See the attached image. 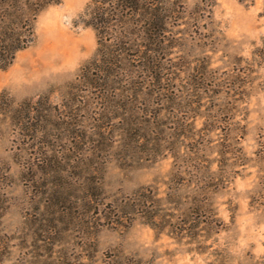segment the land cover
<instances>
[{
    "label": "rangeland",
    "instance_id": "rangeland-1",
    "mask_svg": "<svg viewBox=\"0 0 264 264\" xmlns=\"http://www.w3.org/2000/svg\"><path fill=\"white\" fill-rule=\"evenodd\" d=\"M89 1L44 7L0 68V264H264V0H185L125 152L66 100L96 53ZM42 96L50 123L24 113Z\"/></svg>",
    "mask_w": 264,
    "mask_h": 264
},
{
    "label": "trees",
    "instance_id": "trees-1",
    "mask_svg": "<svg viewBox=\"0 0 264 264\" xmlns=\"http://www.w3.org/2000/svg\"><path fill=\"white\" fill-rule=\"evenodd\" d=\"M59 1L0 0V68L7 67L16 52L32 41L37 14ZM184 3L185 0H90L86 5L84 23L96 33V53L68 85L66 100L75 111H95L97 131L92 134L98 142L109 143L110 149L117 144L125 152L132 135L151 131L150 116L148 110L143 111L141 101L169 90L165 65L172 48L170 27L180 18ZM24 104L27 118L31 112H39L36 115L44 116L43 122L49 121L46 115L50 112L41 116L40 111L57 108L47 104L45 96ZM29 124L32 138L43 128L45 131L44 124ZM65 124L67 130L74 128L69 121Z\"/></svg>",
    "mask_w": 264,
    "mask_h": 264
}]
</instances>
